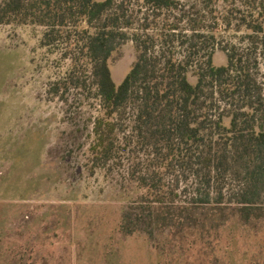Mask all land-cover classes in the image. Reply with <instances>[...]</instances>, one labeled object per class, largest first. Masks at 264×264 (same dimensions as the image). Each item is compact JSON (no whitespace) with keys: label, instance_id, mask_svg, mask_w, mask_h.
<instances>
[{"label":"rangeland","instance_id":"1","mask_svg":"<svg viewBox=\"0 0 264 264\" xmlns=\"http://www.w3.org/2000/svg\"><path fill=\"white\" fill-rule=\"evenodd\" d=\"M261 1L178 0V9L163 12L146 34L161 35L155 51L176 61L191 46L199 50L192 71L203 54L220 66L224 49L243 52L264 98V57L256 47L264 33L249 40L245 27ZM132 4L130 10L139 11ZM137 15L129 34L139 32L143 16ZM166 23L178 29L166 31ZM43 33L41 27L0 25V264H264V217L245 220L228 203L238 181L227 182L215 209L214 185L209 191L190 171L175 168L161 184L169 201L192 204L191 213L176 226L147 224L152 217L137 208L144 191L135 178L151 160L150 150L131 136L124 153L93 166L89 149L102 112L90 74L82 60L73 65L63 50L42 48ZM135 57L127 41L110 58L116 83ZM116 120L125 144L133 111ZM260 203L264 207V192Z\"/></svg>","mask_w":264,"mask_h":264},{"label":"trees","instance_id":"2","mask_svg":"<svg viewBox=\"0 0 264 264\" xmlns=\"http://www.w3.org/2000/svg\"><path fill=\"white\" fill-rule=\"evenodd\" d=\"M132 3L139 11L130 10ZM177 9L178 0H0V25L41 27L42 48L63 50L73 65L82 60L88 69L102 112L94 123L95 138L89 149L94 167L105 166L124 153L131 136L150 150L151 160L135 178L138 189L144 191L136 205L151 215L148 225L176 226L191 213L192 204L169 201L161 184V177L178 167L190 171L208 190L214 185L217 197L211 207L215 209L224 202L227 182L238 181V189L230 190L229 205L245 220L261 219L263 93L245 54L235 48L223 50L226 63L220 66L212 64L211 54H203L204 62L194 71L191 63L199 50L193 46L180 61L155 51L162 36L147 31H155V21L163 12ZM257 10L255 20H245L249 40L264 33V0ZM137 14L143 16L139 32L129 34ZM164 27L166 31L178 29L177 24ZM127 41L134 44L135 61L116 83L108 62ZM256 44L264 57V35L257 37ZM128 109L133 111V123L123 144L117 135L124 134L123 127L116 119L123 118ZM207 200L209 195L200 199L203 207L209 205Z\"/></svg>","mask_w":264,"mask_h":264}]
</instances>
